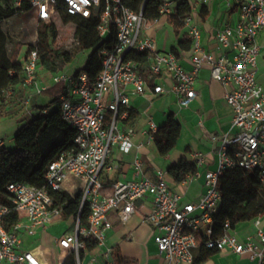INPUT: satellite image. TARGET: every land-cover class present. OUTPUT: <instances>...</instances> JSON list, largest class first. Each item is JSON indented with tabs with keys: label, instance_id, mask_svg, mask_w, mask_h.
I'll return each mask as SVG.
<instances>
[{
	"label": "built area",
	"instance_id": "built-area-1",
	"mask_svg": "<svg viewBox=\"0 0 264 264\" xmlns=\"http://www.w3.org/2000/svg\"><path fill=\"white\" fill-rule=\"evenodd\" d=\"M189 1L191 12L176 18L175 0H161L159 17L147 20L142 10L134 11L124 0H10L14 9L31 11L37 23H52L57 32V24L75 27L72 21L64 22L62 15L96 17L99 37L106 39L114 34L115 43L112 49L100 51L101 69L95 78L85 71L50 75L53 83L62 84L58 103L62 120L75 131L73 146L47 165L42 186L23 181L7 184L9 204L0 202V264H50L23 247L21 234L46 230L54 219L62 217V207L54 204L52 191H66L79 201L78 214L71 216L72 231L55 238L62 253H73L76 264H83L80 253L87 252L85 239L95 240L105 264H112V248L106 245L112 229L110 215L125 224L146 202L149 209L144 219L153 229V241L164 264H195L202 249L248 254L256 264H264V230L259 227V217L254 220L256 237L239 239L228 219L222 234L214 235L215 214L225 196L221 178L227 170L256 173L264 187V88L256 80L258 57L264 47V0H221L234 11L235 19L213 31V50L203 46L195 17L196 9L211 0ZM169 16L187 28L190 69L182 67L174 52L159 51L156 40L142 32L147 22L157 24L160 18ZM132 53L146 54L144 74ZM22 56L23 86L34 87L36 92L48 87L38 86L41 66L37 49L28 48ZM204 66L225 88L224 99L232 108L231 126L235 130L231 134H209L217 166L205 171L200 198L194 203L184 202L183 195L167 183L166 170L155 168L149 175L143 169L139 148L153 142L159 125L149 120L143 130L145 142L136 145V131L125 121L131 95L170 93L179 105L187 106L198 94L195 83ZM114 150L133 152L132 176L114 180L107 190L104 177L121 167L120 161L112 158ZM190 161L195 171L180 184L187 185L206 163L198 152L191 154ZM140 200L143 202L138 205ZM84 204L89 212L82 224L79 214ZM11 212L19 220L8 227ZM126 238L134 239L131 233Z\"/></svg>",
	"mask_w": 264,
	"mask_h": 264
},
{
	"label": "trees",
	"instance_id": "trees-1",
	"mask_svg": "<svg viewBox=\"0 0 264 264\" xmlns=\"http://www.w3.org/2000/svg\"><path fill=\"white\" fill-rule=\"evenodd\" d=\"M174 13L176 18H181L191 12L189 0H175ZM124 3L134 11L142 10L147 20L159 17V5L161 0H124ZM26 10V9H25ZM24 10V11H25ZM19 10L11 6L10 0H0V23L12 18ZM64 22H74L75 44L70 48H64L57 44V29L52 23H39L37 39L29 45V49L36 48L39 53V64L41 69L49 75L60 71L66 73H77L85 71L91 78H95L101 69L100 51L104 48L112 49L115 43L114 34L106 39L99 37L97 32L98 19L91 17L83 19L62 15ZM179 19L176 21L178 22ZM24 44L16 39L8 38L0 25V119L8 116L10 100L8 95L24 94L22 84L24 73L22 63L18 59L19 52ZM89 49L85 63L79 70L70 72L66 70L75 56ZM131 57L139 63L141 72L144 74L143 66L146 63L145 53H132ZM9 92V93H8ZM62 94L61 83H50L45 89L29 94L28 108L22 114L25 122L18 127L14 136V148L8 149L0 146V202L9 204L7 184L13 181H23L35 186H42L43 174L47 165L53 161L60 152L70 149L73 146L75 131L70 128L61 118L58 99ZM45 97V103H39V97ZM19 111H17L18 113ZM28 114V116H27ZM136 117L134 109H129L128 122ZM181 125L177 122L172 113L167 116V121L159 126L153 145L159 156L169 154L176 146L180 136ZM195 171V166L185 157L169 165L167 173L175 183H181L187 175ZM228 179L237 189L240 201L233 205L231 212L219 210L215 214L214 235L223 232V225L226 219L231 226L238 222L255 220L264 214V187L261 185L258 175L242 170H227L222 179ZM222 184V183H221ZM226 184V182H224ZM224 185L222 184V187ZM224 189V187H223ZM54 204L62 207V217L67 219L78 214L79 201L66 191L51 192ZM67 203L66 205H64ZM88 207L83 205L79 214L82 224L86 223ZM19 220V216L11 212L8 216L7 226L13 225ZM86 251L94 250L97 243L93 239H85ZM215 249H202L195 257V263L206 260L216 253ZM84 252L80 253L83 257ZM112 264H139L135 258L124 257L117 248L112 247ZM62 264H76L73 253H68Z\"/></svg>",
	"mask_w": 264,
	"mask_h": 264
},
{
	"label": "crops",
	"instance_id": "crops-1",
	"mask_svg": "<svg viewBox=\"0 0 264 264\" xmlns=\"http://www.w3.org/2000/svg\"><path fill=\"white\" fill-rule=\"evenodd\" d=\"M195 17L199 20L203 46L206 50H213L216 46L211 37L213 31L225 23H232L235 19V13L233 10H228L221 0H211L208 4L200 5L196 9ZM166 19L167 17L160 18L157 24L147 22L142 32L156 40L159 51L174 52L179 57L182 67L190 69L189 57L191 51L187 28L181 26L177 21L176 25H169ZM160 24L168 28L165 29L168 30L166 32L168 33V40L159 39L156 35ZM260 41L262 42V37ZM263 59L264 47L259 53L258 64ZM48 77L47 82L49 86V82L52 83V81L50 75ZM256 80L264 88L258 76H256ZM31 88L33 87L23 88L25 96L29 95L28 91ZM195 88L198 94L187 106L179 105L175 96L170 93L131 95L129 104L130 108L136 112V117L132 122L125 121V125H130L135 129L136 135L133 141L138 145L146 140V135L143 133V130L146 128L149 120H153L157 125L161 126L167 121L168 114H173L174 119L181 125L180 136L175 148L169 154L159 156L152 142L141 146L139 148V154L143 163L144 172L149 175L153 173L155 168H162L167 171L169 165L182 157L190 161L191 154L195 152L203 154L206 163L200 167V174L194 177L187 185L175 183L169 174L166 176L170 188L180 192L183 195L182 200L184 202L193 203L204 192L205 171L208 169L213 170L217 166L215 145L209 138V134H231L235 130L231 126L232 108L224 99L225 88L221 83L211 78L207 66H204L200 71ZM3 135V133H0V140L3 141L1 146H5L4 139L6 134ZM132 157L133 152L122 153L118 150L112 152V158L120 161L121 167L119 171L112 172L104 177V185L107 190H110L111 183L114 180L131 178ZM225 200L228 205H231L227 198ZM142 202L140 200L137 204L139 205ZM144 205L145 207L142 209L138 208L131 219L125 224L116 220L113 214L110 215L112 229L107 234L106 245L111 248H117L124 257L137 259L139 264H164V259L158 252L153 241V229L144 219L149 209V203L146 202ZM231 207L233 206L231 205ZM218 210H223L221 203L218 206ZM61 219H54L46 230L38 228L31 235L23 232L21 234L23 247L32 250L43 261H47L50 264H59L60 259H64L67 256L66 253L61 252L55 243L57 236L68 232L57 230V225ZM259 220V227L264 230V214L259 216ZM240 224L242 226L238 228ZM233 228V231L239 239H245L247 236L256 237L257 227L254 220L238 222ZM129 233L133 235V240L126 238ZM99 251L98 248H95L90 252H85L82 257L83 264H105L106 259L99 254ZM95 255V260H92V257ZM55 258L56 262L54 261ZM110 260L113 263L112 257ZM195 264H256V262L251 260L248 254L236 255L228 250H223L217 251L206 260L196 262Z\"/></svg>",
	"mask_w": 264,
	"mask_h": 264
},
{
	"label": "rangeland",
	"instance_id": "rangeland-1",
	"mask_svg": "<svg viewBox=\"0 0 264 264\" xmlns=\"http://www.w3.org/2000/svg\"><path fill=\"white\" fill-rule=\"evenodd\" d=\"M166 22L169 25H176V18L174 16H169L166 19ZM2 30L5 32V34L8 36V38H13L16 40L21 41L24 46L21 48L19 52L18 59H22V55H24V52L28 49L29 45L31 43H34V41L37 39V32L39 29V23L35 20L34 14H32L31 11L25 10L22 13H18L12 18H9L7 20H4L0 23ZM162 24L159 25V30L157 32V37L162 40H168L167 36L168 33H166L168 28H165ZM58 26V35L56 38V42L59 46L64 48H70L73 44H75V39L73 37L74 33V27L71 24H67L65 26H61L60 24H57ZM144 26L142 27V31ZM172 38V37H171ZM90 53L89 49L83 50L79 52L73 61L66 66V70L70 72H75L82 68V66L85 63L86 57ZM40 76L38 77L39 83L38 86L41 85H48L47 79L48 73H45L44 70L39 71ZM258 78H260V81H262L264 85V59L258 64ZM50 85V82H49ZM36 91V89L33 87L28 91L29 94H32ZM10 100V106L9 111L11 112L8 116L2 117L0 119V133H3L5 135V147L8 149L14 148V142H13V136L18 129L19 126H21L25 120H21L20 118H23V112L26 111L28 108V104L26 102V96L23 94L20 95H14V96H7ZM47 99L45 97H39L38 102L39 103H45ZM1 102V101H0ZM17 111H19L17 113ZM28 116V114H27ZM11 132V133H10ZM3 135V136H4ZM226 182V184H224ZM221 183L224 185V192L225 196L221 202V208L224 211H231L232 207L235 203L240 201V195L237 191V189L228 181V179H222ZM225 198H227L231 205H228ZM59 219H61L59 217ZM242 224L238 226L240 228ZM73 229V220L71 217L67 219H61L59 220V223L57 225L58 231H69L71 232ZM56 262V258L54 259Z\"/></svg>",
	"mask_w": 264,
	"mask_h": 264
}]
</instances>
